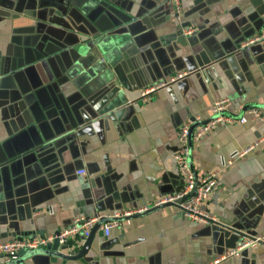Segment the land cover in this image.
<instances>
[{
	"label": "crops",
	"instance_id": "obj_1",
	"mask_svg": "<svg viewBox=\"0 0 264 264\" xmlns=\"http://www.w3.org/2000/svg\"><path fill=\"white\" fill-rule=\"evenodd\" d=\"M179 17L170 0H0V243L121 214L109 235L98 226L10 263L0 251V264H210L257 237L214 264H264V131L251 117L191 142L197 173L220 175L203 203L217 223L155 206L185 184L182 124L224 97L235 116L264 113V0H181Z\"/></svg>",
	"mask_w": 264,
	"mask_h": 264
},
{
	"label": "built area",
	"instance_id": "obj_2",
	"mask_svg": "<svg viewBox=\"0 0 264 264\" xmlns=\"http://www.w3.org/2000/svg\"><path fill=\"white\" fill-rule=\"evenodd\" d=\"M174 5L177 16L180 18L181 12V0H170ZM194 28H189L188 33H192ZM260 37L253 38L249 40L244 45L249 44L254 40H258ZM188 74L187 71L178 72L174 74L167 80L158 81L145 87L140 94L142 101H149L152 97L154 91L159 88L167 87L176 82L178 79L183 78ZM232 100L229 97L218 98L214 101L212 106V117L208 120H201L199 116L195 119L197 121V126L193 127L190 123L182 124L179 128L178 139L180 142L179 149L174 153L173 157L177 163L182 175L184 176L185 184L184 187L177 193L164 196L156 200L155 206H161L164 204H178L182 212L191 220L199 221L206 224L217 223V218L210 214L204 207L203 203L209 196L219 187L221 180L219 172L216 170H210L203 174H198L191 160V142L201 138L209 130L216 128L222 123H232L236 120L241 123L248 121L251 117L256 122L260 123L264 131V113L261 108L256 106H251L245 110L240 116H235L228 112ZM264 140V134L260 138V141ZM257 142V144L259 143ZM253 146L246 149L235 150L227 158L222 160V167H229L234 164L237 159L244 157ZM78 173H84V170H79ZM149 207H144L141 209H136L132 211L123 212L124 215H131L133 213H140L148 210ZM121 214H116L113 217H108L104 223L100 222L102 219L101 215H96L93 217H78L74 221L58 231L57 233H52L48 235H34L30 237H19L14 238L9 241L0 243V251L4 255L7 262H10L13 256L19 253L21 250H38L46 248L51 244H58L60 246L68 244L69 240L76 236L88 237L93 232L97 224H100V228L104 231L106 235H109L111 229L118 224V219ZM261 237L243 239L241 245L237 248L241 249L248 245H253L258 243ZM237 250H231L228 254L220 256L213 263L226 258L228 255L235 254Z\"/></svg>",
	"mask_w": 264,
	"mask_h": 264
},
{
	"label": "water",
	"instance_id": "obj_3",
	"mask_svg": "<svg viewBox=\"0 0 264 264\" xmlns=\"http://www.w3.org/2000/svg\"><path fill=\"white\" fill-rule=\"evenodd\" d=\"M99 225H100V224H97L95 228H97ZM92 233H93V232H92ZM92 233H91V234H92ZM91 234H90V236L87 237L86 240H88V239L91 237ZM21 253H24V251L21 250V251L19 252V254H21ZM17 254H18V253H17ZM17 254H15V255H17ZM15 255H14V256H15ZM11 262H12V261H11ZM9 263H10V262H9Z\"/></svg>",
	"mask_w": 264,
	"mask_h": 264
}]
</instances>
